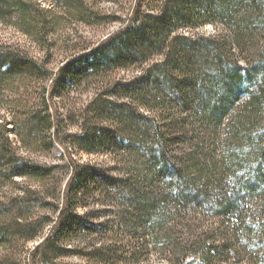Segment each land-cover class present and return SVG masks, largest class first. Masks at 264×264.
Listing matches in <instances>:
<instances>
[{"label": "trees", "instance_id": "obj_1", "mask_svg": "<svg viewBox=\"0 0 264 264\" xmlns=\"http://www.w3.org/2000/svg\"><path fill=\"white\" fill-rule=\"evenodd\" d=\"M51 1L45 8L43 0H0V21L46 50L48 30L62 20L99 16L121 25L54 74L18 44L0 43V86L11 90L29 73L50 81L45 111L11 120L12 128L0 123V178L40 181L58 167L17 153L9 132L27 152L45 154L57 139L113 160L69 157L44 237L42 219L30 218L35 197H0V264H65L73 256L81 264H141L151 245L167 264H264V0H102L110 9L96 0ZM127 2L123 18L114 5ZM207 25L214 32L200 33ZM130 69L137 73L119 76ZM77 87L95 92L79 112V130L64 133L54 99ZM92 196L105 199L104 220L86 210ZM206 215L220 222L216 233L190 228ZM15 239L24 240L19 257Z\"/></svg>", "mask_w": 264, "mask_h": 264}, {"label": "rangeland", "instance_id": "obj_2", "mask_svg": "<svg viewBox=\"0 0 264 264\" xmlns=\"http://www.w3.org/2000/svg\"><path fill=\"white\" fill-rule=\"evenodd\" d=\"M122 0H117V2H121ZM51 0H43L42 7L51 8ZM97 4L100 5L101 8H111L113 5L103 2L102 0H96ZM44 4V5H43ZM126 4V3H125ZM121 7V5H117L115 3L114 7L120 8L118 12L123 16V18H128L130 14V2H127V5ZM54 9L57 12L62 13L63 10H60L58 5H54ZM90 21V22H89ZM86 23L84 21H69L62 20L59 26L56 29H50L49 31V39L48 47L49 49H44L36 40L32 37L25 35L13 27L6 26L0 21V43H10V44H18L23 52L31 56L32 58L38 60L40 63H43L47 70L53 72V74L57 71V69L64 64L65 60L68 59L72 53L75 51H79L85 48H91L97 41L105 38L108 33L116 30L120 27V23H112L107 25L104 23V18L95 17L94 19H90ZM200 33H213L214 27L212 25H207L199 31ZM135 70L130 69V71H121L119 73L120 77L129 78L132 77L133 74H136ZM23 79H19L15 82V85L12 84L11 90H6L5 86H0V123L8 120L17 121L21 115H26L27 112H34L37 110L45 111L46 105H44L45 96L48 95L47 87L48 81L47 79H43L42 77H38L34 73H29L28 75H24ZM77 89V90H76ZM91 89V88H90ZM89 89V90H90ZM88 90V91H89ZM82 88H73L70 91L69 96L65 100H61L60 98L54 99L56 102L58 114L63 115L60 118L64 120L59 122L60 128L62 132L70 131H78L79 130V120L78 115L80 110L83 109L87 100H89L90 96H92L95 92V89L92 92L85 93L82 92ZM50 106L49 113L51 114L56 108ZM75 120V121H74ZM77 120V121H76ZM15 126V123H9L6 125V128H12ZM4 130V127L1 128ZM65 136H61L60 138L63 140ZM9 138L14 142L17 147V153L23 154L24 156H29L32 159L45 163L46 165L58 166L54 171V174L45 180L34 181L31 179H25L21 177H16L13 179H1L0 178V197L1 199L9 198L11 196H15L17 194H24V196L35 197V202H38L35 205L30 213V218L41 220V224L44 225V233L42 236L44 237L53 224V220L57 217L56 206L61 204L62 193L65 189L66 181L69 177L71 168L69 165V157L71 156L78 163H99L105 160L110 164L112 163V156L110 154L99 153V154H88L85 151L80 150L75 146H68L60 144L57 139H54V147L50 151L45 154L42 153H31L27 152L20 142L19 138L16 137L13 133L9 132ZM52 140V137L47 138L46 142ZM67 142V141H66ZM108 163V164H109ZM106 163V165H108ZM37 198V199H36ZM37 200V201H36ZM88 203L87 211H90V215L95 220H104L105 213L103 210L107 208L105 204V199L100 196H92L86 200ZM78 212L82 213L84 211L83 208H77ZM198 217V215H190L189 218L193 219ZM48 221V222H46ZM190 228H197L198 225L202 224L204 229H215L220 224L215 217H210L206 215L203 216V220L200 222H190ZM180 231L184 233V235L191 237L190 230L187 227L179 226ZM216 233V232H215ZM91 238H93L91 236ZM100 236L96 235L95 239H99ZM41 238H37L35 240L29 241L26 243V247H24L25 251L38 244ZM20 241H13V246H15V251L19 253L18 248L22 245L23 239H19ZM18 242V243H17ZM152 246V245H151ZM149 246L150 255L147 260H142L141 264H167V259L164 258L159 252L158 248H154ZM16 255L19 257L21 252ZM28 253H24L23 256L26 257ZM65 264H74V263H84L82 257L73 256L67 257L62 260ZM17 264H19L17 262ZM223 264V263H222ZM237 264V263H236ZM239 264H249L245 262H241Z\"/></svg>", "mask_w": 264, "mask_h": 264}]
</instances>
